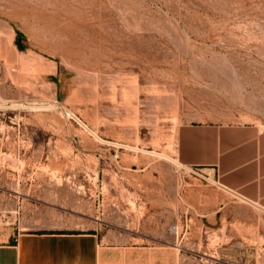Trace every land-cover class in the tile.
Returning <instances> with one entry per match:
<instances>
[{"label":"rangeland","instance_id":"rangeland-1","mask_svg":"<svg viewBox=\"0 0 264 264\" xmlns=\"http://www.w3.org/2000/svg\"><path fill=\"white\" fill-rule=\"evenodd\" d=\"M207 122L264 127V0H0V239L264 264V207L179 159Z\"/></svg>","mask_w":264,"mask_h":264},{"label":"crops","instance_id":"crops-1","mask_svg":"<svg viewBox=\"0 0 264 264\" xmlns=\"http://www.w3.org/2000/svg\"><path fill=\"white\" fill-rule=\"evenodd\" d=\"M177 151L185 166L213 170L223 187L264 207V127L185 124ZM172 249L111 242L95 230H26L0 239V264H175Z\"/></svg>","mask_w":264,"mask_h":264},{"label":"bare ground","instance_id":"bare-ground-1","mask_svg":"<svg viewBox=\"0 0 264 264\" xmlns=\"http://www.w3.org/2000/svg\"><path fill=\"white\" fill-rule=\"evenodd\" d=\"M2 221V220H1Z\"/></svg>","mask_w":264,"mask_h":264}]
</instances>
